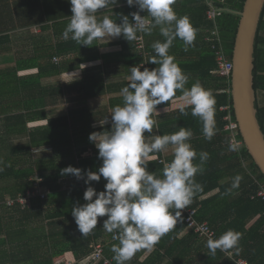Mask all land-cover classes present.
<instances>
[{
  "label": "trees",
  "instance_id": "obj_1",
  "mask_svg": "<svg viewBox=\"0 0 264 264\" xmlns=\"http://www.w3.org/2000/svg\"><path fill=\"white\" fill-rule=\"evenodd\" d=\"M181 1L182 4L190 2L196 5V9H194L196 16L194 15L189 20L193 28L196 29V39L190 50L180 52L179 48L175 51L169 49V54L174 56L175 62L188 76L186 87H191L198 81L204 89L213 94L216 101V134L210 141L205 140L202 134V123L191 115L190 109H188L187 116L180 115L179 111L161 115L158 119L154 116L159 129L154 128L153 133L171 134L178 131L179 127L189 128L193 132L190 140L192 147L198 154L201 151L209 153L203 173H198L195 177L196 181L202 185V192L195 196L190 207L197 208L198 219L208 221L220 235L229 229L240 233V251L239 253L234 250L229 251L233 258L219 250L213 256L206 246L207 240L194 231L190 230L186 235L180 237V233L187 229L182 214V219L178 220L173 230L160 239L157 248L166 251L163 258L170 257L173 263L177 264H235L234 259L238 258H245L250 264H264V200L256 196L259 188L256 181L259 180L264 184V175L253 161L245 145L238 146L230 142L232 135L225 129L227 124L225 116L228 111L223 110L222 107L230 106L232 118L237 121L229 90L232 78H225L215 73L219 68V61L214 48L217 43L214 45L211 39L213 37L211 31L215 24L207 18L208 7L204 0ZM217 4L224 8L223 14L217 19L218 33L224 41L222 50L227 60L233 61L234 41L245 0H223L217 1ZM1 40L3 37H0ZM178 44H182V42L178 40ZM147 45L149 56L154 55V50L148 43ZM219 48L220 46H217V50ZM35 52L36 55L45 57V61H47V64L40 68V75L44 72L42 70L59 72L64 69L63 66H58L56 65L58 63L52 61L53 51L46 49L41 52L35 50ZM135 55H137L136 50ZM33 59L36 60L35 57ZM139 59L133 61L137 66L143 61L141 56ZM34 60L33 64H36ZM154 67V64L148 63L149 69ZM207 80H218L221 84L208 86L205 84ZM27 84L39 85V88L41 86L35 79L27 81ZM254 87L257 93L258 119L264 131V100H260V95L264 94V13L256 39ZM50 88L51 86H43V94L46 98L45 108L38 111V115L48 119V122L44 126L28 129L29 141L26 142L27 145L11 148L12 155L16 157L14 162L7 167L0 166L3 168L0 171V182H7L3 185L0 184V201H2L0 209L3 212L7 210L13 220L11 225L6 227V238L0 240V246H8L7 249H0V264H56L57 261L65 259L68 252L74 253L77 260L86 259L92 253L93 245L103 235L97 227L87 236H82L79 232L72 216V208L74 205L85 203L83 194L86 189L81 184L85 180L77 179L72 174L61 175V170L68 166L80 168L82 171H96L98 167L94 162L97 157L84 156L89 149L96 151V148L94 145L82 143L84 139L80 135L84 134V130L71 131L70 115L49 116L47 106L50 101L52 103L56 101L55 98L48 96L53 93ZM56 90L62 91L63 88L59 86ZM104 90L106 91L104 86L100 85L95 92H104ZM107 91L113 92L115 88L109 86ZM181 95L182 93L177 91L175 96ZM32 101H34L32 103L35 107L40 105L35 98ZM164 106L166 105L161 104L157 108ZM33 113L10 117L7 127L12 131L17 130L14 126L25 127L26 118L31 119ZM145 135L148 134L145 133ZM237 139L243 141L240 133L237 135ZM84 142L86 141L84 140ZM232 145H235V149L231 148ZM37 148L42 149L40 153L43 156L32 159L30 157L32 151L36 153ZM27 154L29 171L18 174L15 171L16 164L24 161ZM158 155H160L159 158L165 157L161 153ZM172 158L170 159L172 160ZM196 159L199 157L197 156ZM31 168L34 169L31 170ZM162 169L163 164H160L158 160L149 162L148 170L150 172L159 175ZM37 174L44 178L42 185L48 188L47 197L42 199L40 196H35L32 198L31 204L25 207L18 203L13 207L7 206L5 204L7 196L17 197L34 188V181L31 178ZM237 174L243 177L239 187L233 189L230 194L224 195L223 193L230 188L232 180ZM229 176H231L229 181L222 182ZM98 187L94 188L97 190ZM216 190L219 192L211 194ZM254 220L255 222L250 225ZM200 249L205 252V256L199 254ZM105 256L108 258L106 254ZM113 263L116 264L114 259ZM96 264L104 263L100 261Z\"/></svg>",
  "mask_w": 264,
  "mask_h": 264
},
{
  "label": "clouds",
  "instance_id": "obj_2",
  "mask_svg": "<svg viewBox=\"0 0 264 264\" xmlns=\"http://www.w3.org/2000/svg\"><path fill=\"white\" fill-rule=\"evenodd\" d=\"M119 2L69 0L72 15L62 33L63 39L90 47L97 44L95 41H109L121 35L129 42L135 41L138 33L151 35L157 28L165 39L151 45L154 55L139 66L130 67L127 86L121 89L123 102L109 112L111 128L89 135V141L98 149L102 165L96 171L68 166L61 170V175L72 174L89 185L83 194L85 203L72 208L79 232L82 236L89 235L96 229L98 217L106 216L102 228L118 241L111 246L113 259L116 264H127L137 252L154 249L160 239L176 227L182 219L181 211L189 208L195 196L202 192V185L195 177L203 173L209 159V153L201 151L198 154L192 147L193 132L189 128L179 127L171 134L153 133L154 128L159 129L154 119L161 114L157 106L167 105L180 91V115L187 116L190 109L191 115L202 123L204 139L210 141L216 134V101L198 81L186 87L188 76L169 54L176 39L183 42L185 51L194 46L196 39V29L189 19L176 13L173 7L176 0H126L128 6L135 5L139 9L131 13V19L128 15H119L120 22L117 23L108 15L98 18V10H112ZM145 63L155 67H143ZM167 111L164 107L163 112ZM98 122L104 126L108 117ZM169 146L172 147V160L161 161L163 169L159 175L150 172L149 162L157 161L158 154ZM231 148L235 149V145ZM197 156L198 164L194 163ZM3 163L0 160V164ZM101 177L106 184L103 191L97 192L91 182H98ZM242 178L237 174L223 194L228 195L238 188ZM240 239V233L229 229L218 238L209 237L206 246L213 256L217 250L239 253Z\"/></svg>",
  "mask_w": 264,
  "mask_h": 264
},
{
  "label": "crops",
  "instance_id": "obj_3",
  "mask_svg": "<svg viewBox=\"0 0 264 264\" xmlns=\"http://www.w3.org/2000/svg\"><path fill=\"white\" fill-rule=\"evenodd\" d=\"M173 7L178 16H186L189 20L194 15L196 16L195 3L182 4L181 0H176ZM98 11H100L97 13L98 18L108 15L119 23V15H128L131 19V13L139 11V9L135 5L128 6L126 0H120L112 10L109 8ZM140 14L146 15L147 13L140 12ZM71 15L69 0H0V37H3V40L0 41V160L4 162L0 164L1 167H7L14 162L16 157L12 155L11 148L27 145L26 142L29 141L28 129L44 126L48 122V119L38 115V111L45 108L46 98L43 94V86H51L50 90L53 93L48 96L56 99L53 103L50 101L47 106L49 116L70 115L71 131L84 130V134L80 135L87 142L82 140L84 145H94L89 141V135L92 132L111 128L109 112L123 102L121 89L127 86L126 77L130 75V67L135 66L133 61H137L140 57L137 40L129 42L121 35L109 41H95L94 43L97 44L90 47L78 45L75 41L65 40L62 37ZM148 19L151 18L148 17ZM144 38L147 48V43L151 46L155 41L163 42L165 39L160 35L158 28L154 29L151 35L144 34ZM178 40L174 41L170 50L175 51L179 48L180 52L185 51L183 42L179 40L182 44H178ZM46 49L53 51L52 61L55 62L54 58L58 57L59 62L56 65L63 66L64 69L59 72L42 70L44 72L40 75V68L44 67L47 61H45V57L36 55L35 50L41 52ZM190 49L191 47L188 50ZM135 50L137 55H135ZM31 57L32 60H30ZM34 57L36 60L33 59ZM33 60L36 61V64H33ZM31 79L39 81L40 88L39 85L27 84V81L29 82ZM212 81L207 80L205 84L215 86ZM100 85H103L106 91L95 92ZM59 86H62V91L56 90ZM109 86H113L115 91H107ZM180 97L175 96L168 105L164 106L168 109L167 113L163 112L164 107L157 108L161 112L160 116L178 111V105L182 102ZM34 98L40 105L36 107L33 105ZM30 112L34 113L31 119L26 118L25 127L14 126L16 131L7 127L10 117L30 114ZM106 116L108 123L100 126L99 119ZM156 117L158 119L159 116ZM146 139H150V137H146ZM35 151L36 153L32 151L30 156L32 159L43 156L40 153L42 149L37 148ZM162 154L171 161L172 147L169 146L166 151L161 152ZM84 156H96L95 165L98 168L102 165V159L98 158L97 148L96 151L89 149ZM194 163L198 164L199 159H195ZM28 168L27 154L24 161L16 164L15 171L21 174L29 171ZM230 179L231 176L226 177L222 182H227ZM6 183V181L0 182L2 185ZM81 184L85 189L88 187L85 182H81ZM105 184L106 180L103 177L98 182H91V186H99L97 192L103 191ZM217 192L219 190L211 194ZM10 198L14 197L7 196L5 200ZM106 218V216L98 217L96 227L103 235L96 243L104 245L105 254L113 263L111 246L117 241L112 239V234L102 228ZM12 221L7 210L3 212L0 209V240L6 238V227L10 226ZM254 222L255 220L250 225ZM189 231L186 229L180 233V237ZM7 248L8 246H0V249ZM165 252L164 249H159L156 245L150 251L137 252L127 264H177L173 263L170 257L163 258ZM199 254L205 256V252L201 249ZM65 259L71 264H96L90 262L88 258L77 260L72 252L66 253Z\"/></svg>",
  "mask_w": 264,
  "mask_h": 264
},
{
  "label": "water",
  "instance_id": "obj_4",
  "mask_svg": "<svg viewBox=\"0 0 264 264\" xmlns=\"http://www.w3.org/2000/svg\"><path fill=\"white\" fill-rule=\"evenodd\" d=\"M263 13L264 0H245L234 41L231 96L243 143L264 175V131L254 87L256 39Z\"/></svg>",
  "mask_w": 264,
  "mask_h": 264
},
{
  "label": "built area",
  "instance_id": "obj_5",
  "mask_svg": "<svg viewBox=\"0 0 264 264\" xmlns=\"http://www.w3.org/2000/svg\"><path fill=\"white\" fill-rule=\"evenodd\" d=\"M204 1L208 7L206 11L207 18L213 21L215 24L214 28L211 31L213 35L211 39L214 42V45L217 43L216 45L220 46L219 50H217V46L213 45L214 48L216 49V54H218V61H219V68L216 70L215 73L225 78H232L234 63L233 61H228L223 53L222 46L224 44V41L222 37H220L218 33L219 32L218 27H217V19L224 12V8L219 6L217 4V1H223V0H204ZM137 47L139 49L140 56L143 58V61L141 63H143L150 54L146 46L144 34H139L137 38ZM54 61L58 63L59 58L55 57ZM143 67H148V63H145ZM229 90L231 91V89ZM222 109L228 111L227 115L225 116V121L227 122V124L225 125V129L228 130L232 135L230 142L235 143L238 146H241L242 144H244L243 141H238L237 139V135L240 133L239 124L237 121L233 120L232 114L230 112L231 110L230 106H224L222 107ZM158 161L160 164H163L161 163V161L170 162L165 157H160ZM33 181H34V188L32 190H28L26 194H19L17 197L7 199L5 202L6 205L13 207L18 203L21 206L25 207L31 204V200L35 196H40L42 199H45L47 197L48 188L42 185L44 178L36 175L33 178ZM256 182H258V185H259L256 196L264 200V184L261 183L259 180H257ZM181 214L185 218L187 229L194 231L200 237H203L207 240L209 237L215 239L220 236L218 231L214 229L208 221H200L198 219L197 217L198 209L197 208H193L189 206V208L183 209L181 211ZM104 251L105 250H104L103 244L95 243L93 245L92 253L87 258L89 259L90 262H93V263L102 261L104 264H112L111 259L105 256ZM225 254L233 258L230 252H227ZM234 261H235V264H250V262L245 258L234 259ZM56 264H71V262L66 259H62V260L57 261Z\"/></svg>",
  "mask_w": 264,
  "mask_h": 264
},
{
  "label": "rangeland",
  "instance_id": "obj_6",
  "mask_svg": "<svg viewBox=\"0 0 264 264\" xmlns=\"http://www.w3.org/2000/svg\"><path fill=\"white\" fill-rule=\"evenodd\" d=\"M212 83H213V84H221V82L218 81V80H214V81H212ZM260 100H262V101L264 100V94H261V95H260Z\"/></svg>",
  "mask_w": 264,
  "mask_h": 264
}]
</instances>
